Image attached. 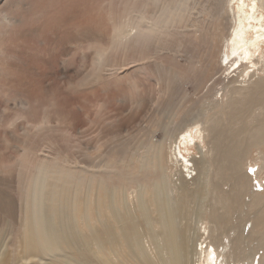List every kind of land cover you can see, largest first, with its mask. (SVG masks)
<instances>
[{"label": "bare ground", "instance_id": "obj_1", "mask_svg": "<svg viewBox=\"0 0 264 264\" xmlns=\"http://www.w3.org/2000/svg\"><path fill=\"white\" fill-rule=\"evenodd\" d=\"M140 1L151 4L152 0ZM216 1L212 9H199L193 0H167L152 15L137 9L148 21L140 16L136 21L127 19L128 5L121 7L113 25L119 48H136L134 44L175 23L186 39L184 45L199 44L197 38L212 58L205 53L207 66L194 78L196 87L191 95L183 85L185 81L177 79L176 73L181 74L182 69L169 68L167 79V71L160 75L163 84L159 96L168 95L171 101L180 102L159 123L163 138L153 141L150 127L140 129L150 132V141L138 146L142 151L137 156L127 157L133 164L114 169L120 171L119 178L106 182L99 199L86 204L90 215L100 213L99 219L90 217L96 226L89 227V234L70 225L72 221L78 228L80 197H75L70 207L54 203L45 191V171L37 170L34 185L26 183L33 211L27 220L29 226L25 225L21 233L23 253L19 260L53 247L65 252L64 248L76 247L82 239L85 244L96 243L95 257L103 264L129 263L124 261L125 249L131 250L137 264H264V196L252 184V176L260 180L264 175V151H259V165L252 176L245 168L249 148H264V0ZM99 10L95 4L91 12L97 15ZM204 13L209 14L206 21L200 18ZM105 14L98 15L99 23L117 16L112 10ZM100 48L97 52L102 51ZM174 50L188 54L181 47ZM173 60L178 68L177 59ZM95 64L104 68L99 58ZM210 67L215 70L207 74ZM228 69L225 76L215 77ZM183 72L184 80H188L191 70ZM217 85L222 90L219 99ZM195 101L200 102L199 109L194 108ZM167 111L164 107L163 112ZM192 148L198 150L199 158L190 154ZM167 162L178 168V183L170 179ZM222 169H227L228 180H233L227 189L223 188L227 184L220 183ZM212 172L219 177L212 178ZM243 203V215L234 217L233 223L231 211ZM6 207V199L0 196L3 219L8 215ZM145 241L152 251L146 252Z\"/></svg>", "mask_w": 264, "mask_h": 264}, {"label": "rangeland", "instance_id": "obj_2", "mask_svg": "<svg viewBox=\"0 0 264 264\" xmlns=\"http://www.w3.org/2000/svg\"><path fill=\"white\" fill-rule=\"evenodd\" d=\"M166 2L0 0V196L7 201L4 211L8 214L5 219L0 214L2 264H103L101 258L95 257L96 243L85 244L82 239L76 247L64 248L65 252L53 247L38 252V256L19 260L23 253L21 233L25 225L29 226L33 211L32 200L28 199L31 190L26 183L34 185L37 170L45 171L48 178L45 191L54 203L70 207L75 197H80L78 228L72 221L70 225L86 235L90 226H96L89 219H99L100 213L90 215L86 204L99 199L106 182L119 178L120 171L114 169L133 164L127 157L137 156L142 151L138 146L150 141L147 139L150 132L140 129L150 127L154 131L153 141L163 138L159 123L180 102L171 101L168 95L159 96L163 84L160 75L167 71V79L169 68L182 69L183 74L176 73L177 79L185 81L183 85L191 95L196 87L194 78L207 66L206 54L212 58L203 51L204 43L197 38L200 45H184L186 39L179 34L181 29L175 23L155 31L128 51L115 44L113 25L118 21L121 7L128 5L127 19L136 21L139 16L143 17L137 9L143 15H152ZM193 2L199 9H212L217 1ZM95 4L100 9L97 15L91 12ZM140 6L143 7L140 9ZM109 10L116 18L102 19L99 23L98 15H108ZM208 15L204 13L200 18L206 21ZM100 47L102 51L97 52ZM178 47L188 54L176 52L174 49ZM97 57L104 68L95 64ZM174 57L178 68L172 63ZM184 69L191 70L188 80H184ZM214 70L215 67H210L207 74ZM229 72L230 69L220 71L215 77ZM220 88L216 86L218 99ZM183 98L181 95L180 99ZM193 106L199 109L200 102L195 101ZM164 107L168 108L167 112H163ZM183 107L187 106L183 104ZM253 148H249L245 166L251 176L259 165V151H264V148ZM190 151L196 159L201 156L195 148ZM106 161L110 163L105 165ZM166 165L170 179L178 183L179 175L175 172L178 168L172 162ZM222 170L220 183L227 184L223 187L227 189L233 180H228L227 169ZM212 174L215 172L211 173L212 178L219 177ZM252 184L264 196V175L260 180L252 176ZM130 199L131 196L127 198ZM246 201L245 197V204ZM244 210V203L242 207L235 205L230 215L233 223L234 217L243 215ZM144 249L152 251L146 241ZM102 252L107 256V252ZM123 252L127 264H137L131 250Z\"/></svg>", "mask_w": 264, "mask_h": 264}]
</instances>
